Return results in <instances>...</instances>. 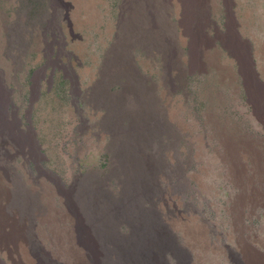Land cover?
Segmentation results:
<instances>
[{
	"label": "rangeland",
	"instance_id": "obj_1",
	"mask_svg": "<svg viewBox=\"0 0 264 264\" xmlns=\"http://www.w3.org/2000/svg\"><path fill=\"white\" fill-rule=\"evenodd\" d=\"M86 1L0 0V86L34 143L0 168V264L264 256V0H206L201 53L179 0Z\"/></svg>",
	"mask_w": 264,
	"mask_h": 264
},
{
	"label": "bare ground",
	"instance_id": "obj_2",
	"mask_svg": "<svg viewBox=\"0 0 264 264\" xmlns=\"http://www.w3.org/2000/svg\"><path fill=\"white\" fill-rule=\"evenodd\" d=\"M14 1V0H13ZM73 1V0H72ZM89 1V0H87ZM86 1V2H87ZM181 3V6L183 8V12L184 14L182 15V22H181V27H184L186 29V33H187V37L190 39V47H192L193 51H196V53H201V49L204 50V47H206V44L204 42V40L202 38H200V36H196V30H195V25L197 24V22L200 21L199 18H202L203 15H205V12L203 11V9H205V4H206V0H179ZM63 2L70 7L69 4H67L65 2V0H63ZM80 2V0H79ZM72 3V2H71ZM77 4H79L77 2ZM84 4V3H83ZM91 4V3H89ZM86 5V4H85ZM72 6V5H71ZM75 6V4H74ZM89 6V5H88ZM81 7V5H80ZM84 7V6H83ZM91 7V6H90ZM89 7V8H90ZM88 8V7H87ZM193 8H195L196 10H198V12L200 11L201 16L198 14L197 15H192V10ZM82 9V8H80ZM194 10V11H196ZM84 11V10H83ZM76 12V11H75ZM197 12V11H196ZM197 12V13H198ZM195 13V12H194ZM26 14V13H25ZM20 15V14H19ZM192 15V16H191ZM17 16V15H16ZM26 16V15H24ZM193 16H195L196 18H194ZM91 18L90 15H86V18ZM20 18V17H19ZM24 17H21V20ZM19 22V21H18ZM21 23V22H20ZM18 24V23H17ZM17 26V25H16ZM22 26V24H21ZM192 28L196 31L192 32ZM197 29V28H196ZM21 30V29H20ZM19 30V31H20ZM25 30V29H24ZM23 30V31H24ZM60 33H59V32ZM9 32V31H8ZM14 32V31H13ZM7 33V32H6ZM17 33V32H16ZM58 34V35H57ZM61 31L54 29L52 31V44L55 45L57 47V63L61 64L60 61V57L63 55V50L61 48V45H63V41L59 42L57 40V38L60 37ZM10 35V34H9ZM8 35V36H9ZM21 35V34H20ZM13 36V35H12ZM15 37V36H13ZM17 37V36H16ZM18 38V37H17ZM20 38V37H19ZM11 38H9L8 40H10ZM14 39V38H13ZM16 39V38H15ZM14 39V41H15ZM25 39V38H24ZM23 39V40H24ZM38 41V40H37ZM47 41V40H46ZM11 42V41H10ZM21 42L23 43V41L21 40ZM15 43V42H14ZM21 43V44H22ZM26 43V42H24ZM183 44V43H182ZM201 44L203 45V47L201 46ZM9 45V44H8ZM20 45V44H19ZM14 46V45H13ZM23 45L19 46V51L20 49H24L22 48ZM13 49V48H12ZM45 49L47 50L48 53H51L50 51V44L46 43ZM12 51V50H11ZM23 51V50H22ZM21 52V51H20ZM203 52V51H202ZM13 56V55H12ZM14 58H17L16 56H13ZM63 67V65H62ZM69 67V66H68ZM65 69V67H64ZM1 74V73H0ZM2 83V77L0 76V85ZM7 87L5 88L4 85L0 86V168L2 165H4L5 163H8L10 156H11V152H13L14 156L16 153H24L26 151H30L29 153L25 154L29 157H31V153L33 152V150L31 149L32 146L34 145L32 138L29 135H23L24 132L21 129V122L19 119V115H18V110H15L11 113H8V109L10 107H12L13 109L16 108V102L15 100L11 99L10 97H8L6 95L5 92H9L7 91ZM158 111H160V108L157 109ZM156 110V111H157ZM164 110V109H163ZM166 111V110H165ZM162 113V112H160ZM169 113L172 114L171 112H167V114ZM155 116H157L156 112L154 113ZM163 115V114H162ZM150 117V116H149ZM161 118V116H159ZM164 121V120H163ZM166 122V121H165ZM145 126V125H144ZM167 126V125H166ZM152 128V127H151ZM170 130V133L172 135V137H174V131L169 127V125L167 127H164ZM154 129V127H153ZM19 133H18V132ZM143 158V157H142ZM151 160V159H150ZM153 162V161H152ZM151 162V163H152ZM150 163V162H149ZM146 165V164H145ZM155 167V165H154ZM144 168V167H143ZM5 170V169H3ZM14 170V169H13ZM145 172V171H144ZM147 172V171H146ZM145 172V173H146ZM16 173V172H15ZM12 174V172H11ZM147 174V173H146ZM150 174V173H149ZM148 175V174H147ZM257 237V236H256ZM257 240V238H256ZM82 243V242H81ZM252 243V242H251ZM258 246V245H257ZM257 248V247H256ZM90 250V249H88ZM86 252H88L86 250ZM91 252V251H89ZM96 258V257H95ZM96 260V259H95ZM247 260V259H246ZM235 263V262H234ZM249 264H264V256L262 254H258L256 253V258L248 260ZM233 264V263H232Z\"/></svg>",
	"mask_w": 264,
	"mask_h": 264
}]
</instances>
